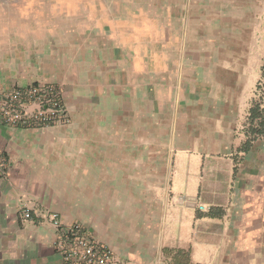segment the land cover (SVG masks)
I'll return each instance as SVG.
<instances>
[{"label": "crops", "instance_id": "0c3cea01", "mask_svg": "<svg viewBox=\"0 0 264 264\" xmlns=\"http://www.w3.org/2000/svg\"><path fill=\"white\" fill-rule=\"evenodd\" d=\"M201 2L0 0V94L54 84L69 118H0V264H61L51 212L129 264H264L259 67L225 49L206 96Z\"/></svg>", "mask_w": 264, "mask_h": 264}, {"label": "built area", "instance_id": "2783aa9c", "mask_svg": "<svg viewBox=\"0 0 264 264\" xmlns=\"http://www.w3.org/2000/svg\"><path fill=\"white\" fill-rule=\"evenodd\" d=\"M2 122L19 129H42L67 124L69 118L63 104L62 91L54 84L13 87L0 94ZM7 169V157L0 149V177ZM200 210H204L199 205ZM22 216L30 218L23 210ZM45 222L54 230V248L60 254L61 264H129L116 256L81 224L64 225L59 216L48 213Z\"/></svg>", "mask_w": 264, "mask_h": 264}, {"label": "rangeland", "instance_id": "374dc122", "mask_svg": "<svg viewBox=\"0 0 264 264\" xmlns=\"http://www.w3.org/2000/svg\"><path fill=\"white\" fill-rule=\"evenodd\" d=\"M205 1L207 5L201 2L202 5L198 9V13L203 12V17H199V19H201L199 25L203 27L206 26L208 20L211 23L209 27H205V35L208 37L203 42L204 47L209 48L212 53V55L206 57L204 61L206 96L213 95L215 92V84L219 81L218 77L220 74L218 66H222L225 60L233 64L237 59L229 56L225 57L223 55L224 50L227 49L229 52L234 53L235 50L241 49L244 51V56L239 59H241L246 66L247 73H252L248 72L252 65H254V67L258 65L259 67V78L262 81V85L257 91L259 92L258 98L261 100L260 96L264 94V77L261 70L264 65V0ZM185 8L186 9H182L180 15V24L185 22L187 17L189 18L191 16H189L191 9L187 10V7ZM255 53H258V60H256ZM210 84L212 85L211 91L208 90L211 89ZM57 202L61 204L64 202V199L58 198ZM79 203L80 202L77 203L73 199L71 205L76 207Z\"/></svg>", "mask_w": 264, "mask_h": 264}, {"label": "trees", "instance_id": "16d2710c", "mask_svg": "<svg viewBox=\"0 0 264 264\" xmlns=\"http://www.w3.org/2000/svg\"><path fill=\"white\" fill-rule=\"evenodd\" d=\"M261 70H262V75L264 77V65L262 66ZM261 85H262V81L259 80L257 83V89L261 88ZM260 99L261 102L254 101L253 106L249 111L248 133H250V135L252 136L264 133V94L260 96ZM257 119L258 122H255Z\"/></svg>", "mask_w": 264, "mask_h": 264}]
</instances>
